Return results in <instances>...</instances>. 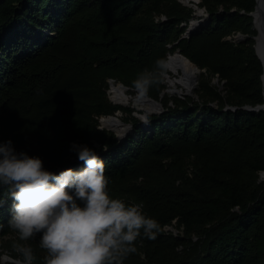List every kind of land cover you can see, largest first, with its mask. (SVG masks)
<instances>
[{
	"label": "trees",
	"instance_id": "trees-1",
	"mask_svg": "<svg viewBox=\"0 0 264 264\" xmlns=\"http://www.w3.org/2000/svg\"><path fill=\"white\" fill-rule=\"evenodd\" d=\"M197 5L208 20L183 38L195 9L182 0H0V141L57 173L85 166L74 142L94 148L110 195L143 202L159 222L124 264H264V111L245 108L263 102L255 0ZM238 33L245 39L234 41ZM176 51L201 69L195 96L163 97ZM146 70V95L163 110L146 125L131 116L119 141L99 129L102 116L127 110L109 100L108 82L136 90ZM0 197L1 242L17 231L8 226L14 198L4 186Z\"/></svg>",
	"mask_w": 264,
	"mask_h": 264
},
{
	"label": "clouds",
	"instance_id": "clouds-1",
	"mask_svg": "<svg viewBox=\"0 0 264 264\" xmlns=\"http://www.w3.org/2000/svg\"><path fill=\"white\" fill-rule=\"evenodd\" d=\"M153 79L146 70L132 83L142 96ZM70 150L85 166L57 173L45 168L41 157L17 151L10 138L0 141V186L14 198L8 226L23 241L39 234L45 264H124L141 235L155 239L159 222L143 202L110 195L106 163L94 148L74 142ZM4 227L0 223V230ZM16 249L19 264L37 259L29 243L17 242Z\"/></svg>",
	"mask_w": 264,
	"mask_h": 264
},
{
	"label": "rangeland",
	"instance_id": "rangeland-1",
	"mask_svg": "<svg viewBox=\"0 0 264 264\" xmlns=\"http://www.w3.org/2000/svg\"><path fill=\"white\" fill-rule=\"evenodd\" d=\"M186 0H182V2H185ZM190 2V1H189ZM191 4H194L192 2H190ZM197 4V3H195ZM189 6V5H188ZM198 6V5H197ZM199 7V6H198ZM199 8H203V7H199ZM195 13V12H194ZM206 18V19H205ZM201 19H203V17H201ZM205 19V22L203 24H205L208 20V17H204ZM237 35V34H236ZM234 35L232 38L234 39V37L236 36ZM175 54H177V51L174 52ZM168 76H169V73H164L163 77H164V84H165V89L163 91V97H184V96H195L194 93H192L191 95L189 94H186L185 92H182V93H171V92H168L167 89H168V86H167V80H168ZM172 76H174L172 74ZM198 80H199V75H198V79H197V85H198ZM216 80V79H215ZM214 80V82H215ZM109 86H108V90H107V94H108V98L109 100L113 103V104H116L113 99H112V94H111V84L114 83L116 85H121L123 83L121 82H115L113 80H109ZM217 83V82H215ZM124 85V84H123ZM125 86V85H124ZM126 88H124L126 90V93L129 97V100L127 101V103L125 105H120L122 107H125L127 110L125 111H118L116 112L115 114L113 115H108V116H102L100 119H99V129H106L108 131H111L113 132L116 137H117V134L116 132L113 130V128H110L108 126H105L103 124V119L109 117V116H113L111 118H114V117H118L121 121L122 124H130L132 127L131 129L129 130H125V131H129L132 132L133 131V125L131 123H129V119L131 116H134V117H137L139 120H140V124L141 125H146L147 123V118H148V115L152 114V113H159V112H162L163 110V105L161 104V101H158V100H155L153 99L154 101H156L159 105H160V108L157 107L155 109L151 108V110L149 111L147 109V107L150 108V106H147L146 109L145 106H143L140 101L142 99H145L146 97H149L147 96L146 94L144 95H139L137 93V90H132V89H129V87L125 86ZM197 88V87H196ZM196 90V89H194ZM195 92V91H194ZM151 98V97H149ZM146 100V99H145ZM118 105V104H116ZM158 106V105H157ZM153 109V110H152ZM145 117H147L145 119ZM189 171V170H188ZM189 175L191 176V171L188 172ZM164 230L166 232H173L175 236H180L181 237V240L184 239V237L186 236L184 234V231L182 229H176L175 227L173 226H166L164 228ZM190 239H192L193 241H197V237L194 236V235H191L190 236ZM187 241V240H186ZM17 242H20V243H29L32 245L33 247V250L36 254V257H37V260L40 261L39 264H45V260H44V257L46 256L47 254V250L44 249V248H41L40 247V244H39V234L35 235L34 237L30 238L29 240L27 241H23L20 239V237L18 236V233H13L9 236H6L1 242H0V262L3 263V264H8V263H14V264H19V259L21 258V253L17 251L16 249V243ZM188 242V241H187ZM5 259H11L13 261H9V260H5ZM34 264V262H33Z\"/></svg>",
	"mask_w": 264,
	"mask_h": 264
},
{
	"label": "bare ground",
	"instance_id": "bare-ground-1",
	"mask_svg": "<svg viewBox=\"0 0 264 264\" xmlns=\"http://www.w3.org/2000/svg\"><path fill=\"white\" fill-rule=\"evenodd\" d=\"M195 5V15L190 22V31L198 30L203 25L206 19H204V13H202V11L199 10L197 4L194 3V7ZM201 17H203V19H201ZM165 66L169 72L167 80L168 92H185L186 94H190L191 92H193V81L198 77L199 74L191 61H188L186 58H183L179 54H171L168 56ZM172 74L174 76H172ZM111 94L112 99L116 104L125 105L129 100L126 90L123 89L121 85L112 83ZM140 103L145 106L144 109H146L147 106H150V108L147 107L149 111L151 110V108L155 109L158 107L148 99H142ZM103 124L105 126L113 128L117 136H121L125 132V127L118 117L105 118L103 119Z\"/></svg>",
	"mask_w": 264,
	"mask_h": 264
},
{
	"label": "water",
	"instance_id": "water-1",
	"mask_svg": "<svg viewBox=\"0 0 264 264\" xmlns=\"http://www.w3.org/2000/svg\"><path fill=\"white\" fill-rule=\"evenodd\" d=\"M190 0H186L185 2H183L184 5H189L192 6L194 9L196 8V5L194 7V4H191L189 2ZM195 3L200 2V0H193ZM199 8V7H198ZM199 10L202 11V13H204V17H208V13L206 12L205 8H199ZM195 15V13H194ZM249 16L252 17V28L255 30V34L253 36H251L252 40H253V48L255 51V54L257 56V58L259 59L261 65H262V75H261V81H262V87H263V102L260 104H257L256 106H246L245 108L251 111H264V0H255V6L252 12L248 13ZM190 22L189 21V25L183 35L184 37H190L193 34L197 33L198 30H193L190 31ZM245 39V35H243L242 33H238L235 37H234V41H240V40H244ZM177 54L181 55L183 58H186L184 55H182L179 51H177ZM188 61H190L188 58H186ZM198 74H200L201 69L194 65ZM197 78H195V80L193 81V85H192V89L193 92H191L189 95H191L192 93H194V89H196L197 87ZM215 82H218V80L216 79ZM121 86L124 88H126L123 84H121ZM145 99H148L149 101H151L152 103L158 105V107L160 108V105L154 101L152 98L146 97ZM113 116H109L107 118H111ZM125 127V130H130L131 129V125L130 124H123ZM129 134V131H125L121 136H117L119 141H122L124 138H126ZM260 179H264V171H262L260 173ZM6 261H13L11 259H5Z\"/></svg>",
	"mask_w": 264,
	"mask_h": 264
},
{
	"label": "built area",
	"instance_id": "built-area-1",
	"mask_svg": "<svg viewBox=\"0 0 264 264\" xmlns=\"http://www.w3.org/2000/svg\"><path fill=\"white\" fill-rule=\"evenodd\" d=\"M164 17H162V19H163Z\"/></svg>",
	"mask_w": 264,
	"mask_h": 264
}]
</instances>
